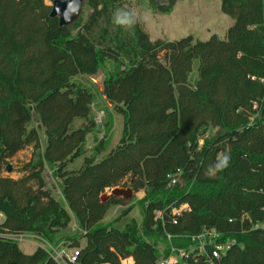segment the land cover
<instances>
[{
  "label": "trees",
  "instance_id": "trees-1",
  "mask_svg": "<svg viewBox=\"0 0 264 264\" xmlns=\"http://www.w3.org/2000/svg\"><path fill=\"white\" fill-rule=\"evenodd\" d=\"M130 1L141 0H86L87 19L61 27L46 0H0V211L6 216L0 232L79 249V264H161L171 251L167 233L215 228L224 241H236L218 264H264V0H221L234 24L225 39L205 41L153 40L140 23L127 36L111 17ZM145 4L151 14L176 8V0ZM106 63L113 69L102 95L124 121L111 150V128L99 139L96 93L84 83ZM92 134L96 146L89 153ZM28 147L34 157L23 177H2V165ZM223 151L229 167L209 178L205 170ZM80 159L81 166L70 168ZM48 171L60 195L47 182ZM128 177V186L147 194L142 222L133 219L120 230L122 219L104 220L124 200L103 202L102 195ZM183 205L190 210L175 225L172 210ZM157 211L165 212L164 225ZM73 221L79 234L59 245ZM173 243L187 247L190 240ZM0 264L57 263L42 248L28 255L0 238Z\"/></svg>",
  "mask_w": 264,
  "mask_h": 264
},
{
  "label": "rangeland",
  "instance_id": "rangeland-1",
  "mask_svg": "<svg viewBox=\"0 0 264 264\" xmlns=\"http://www.w3.org/2000/svg\"><path fill=\"white\" fill-rule=\"evenodd\" d=\"M51 4L48 0H46ZM128 8L137 11L138 13H148L150 15L149 22L147 24L140 22L143 29L150 35L153 40L162 39L167 41H175L182 39L184 37L193 36L195 40L205 41L209 40L213 35H217L221 39H225L229 28L234 24V20L229 16L225 15L221 11V0H176V8L172 14L162 15V14H151L146 11L145 0H141L138 3L134 1L126 2L124 4ZM117 9V8H116ZM89 11L84 10L82 17L87 19ZM124 34L127 36H132V28L129 30H123ZM113 69L111 63H106L100 70L99 74L95 77H88L84 83L92 85L94 92L96 93V100L93 104V111L95 114V119L99 129H101V134H99V139H103L107 134V126H110L111 132L108 133L107 138L109 139V149L115 148L121 139L123 131V117L114 111L113 105L108 103L106 97L103 96V81L105 80L108 71ZM98 76H103L102 81L94 82L92 78L96 79ZM88 81V82H87ZM90 81V82H89ZM82 121H76V126H79ZM215 130L209 131L204 138L200 140V144L207 137H211V134H215ZM96 135L92 134L88 137V150L92 153L96 146L95 142ZM106 138V137H105ZM41 140L43 142V134H41ZM34 157V148L28 147L24 151L19 152L15 157L9 160L8 165H2L3 169L1 171L2 177H9L13 179H20L23 177L21 170L23 167L29 163ZM82 160H77L70 168H77L81 166ZM11 167V171L7 170V167ZM45 177L47 182H49L54 188L57 195H60L59 183L53 179L52 172H45ZM130 183V177H128L124 183L119 186L121 189L128 190L132 189L128 186ZM51 186V187H52ZM112 189H107L104 194H110ZM133 190V189H132ZM134 191V190H133ZM103 194V195H104ZM133 200L122 206H116L112 208L104 220V224L114 223L118 219H122L116 225L120 230H123L129 222L135 219L138 223L143 220L142 216V206L141 201L146 197V191L140 190L139 192L134 191ZM128 207H133L130 214L122 218V214ZM80 230L78 226L72 222L69 229L63 234L59 235L60 241L59 245H69V241H64L63 238L66 235H77ZM33 236L32 234H27ZM85 242L82 241V244ZM41 245V242L34 237H27L25 241L19 246L23 251L31 252L36 247L33 246ZM39 248V247H38ZM126 264L132 263V261H126Z\"/></svg>",
  "mask_w": 264,
  "mask_h": 264
},
{
  "label": "built area",
  "instance_id": "built-area-1",
  "mask_svg": "<svg viewBox=\"0 0 264 264\" xmlns=\"http://www.w3.org/2000/svg\"><path fill=\"white\" fill-rule=\"evenodd\" d=\"M1 156V152H0ZM178 178H173L172 184H176ZM190 210L188 205H183L180 209H173V224H178L176 217H181L183 213ZM164 211L156 212V220L164 221ZM6 216L0 211V227L5 223ZM264 228V224L261 226ZM27 237H34L41 242L39 248H42L50 258L57 264H79L80 250L70 247H54L41 238L27 234H12L8 232H0V238L21 244ZM175 238L189 239L190 244L187 247H177L173 241ZM167 240L170 245V254L163 259L161 264H189L191 259L196 263L218 264L222 255L235 244L234 240H223V234L215 228H205L197 235L193 236H175L167 233ZM203 257V259H202Z\"/></svg>",
  "mask_w": 264,
  "mask_h": 264
},
{
  "label": "water",
  "instance_id": "water-1",
  "mask_svg": "<svg viewBox=\"0 0 264 264\" xmlns=\"http://www.w3.org/2000/svg\"><path fill=\"white\" fill-rule=\"evenodd\" d=\"M51 3L52 11L51 18L59 20L61 27H71L82 16L84 4L86 0H48ZM103 76H98L96 79L92 78L94 83L96 81H102ZM7 170L10 172L11 167L8 166ZM134 191L132 189L124 190L120 187H116L111 190L110 194L102 195V201L104 202L110 197L123 198L125 204L130 203L134 198Z\"/></svg>",
  "mask_w": 264,
  "mask_h": 264
},
{
  "label": "clouds",
  "instance_id": "clouds-1",
  "mask_svg": "<svg viewBox=\"0 0 264 264\" xmlns=\"http://www.w3.org/2000/svg\"><path fill=\"white\" fill-rule=\"evenodd\" d=\"M150 15L148 13H138L127 6L116 9L111 17L112 24L122 30H129L143 22H149ZM230 154L227 151L219 153L215 162L205 170V175L209 178H215L217 174L225 171L230 164Z\"/></svg>",
  "mask_w": 264,
  "mask_h": 264
},
{
  "label": "crops",
  "instance_id": "crops-1",
  "mask_svg": "<svg viewBox=\"0 0 264 264\" xmlns=\"http://www.w3.org/2000/svg\"><path fill=\"white\" fill-rule=\"evenodd\" d=\"M42 143H44V140H43V142ZM75 224H76V222L75 221H73ZM33 246H35L36 248L34 249V250H32L31 252H27V251H23L22 249H21V247H20V249L25 253V254H28V255H31V254H33L36 250H37V248L39 247V246H36L35 244H33Z\"/></svg>",
  "mask_w": 264,
  "mask_h": 264
}]
</instances>
